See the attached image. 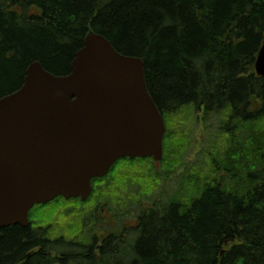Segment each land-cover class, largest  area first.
I'll use <instances>...</instances> for the list:
<instances>
[{"label":"trees","instance_id":"16d2710c","mask_svg":"<svg viewBox=\"0 0 264 264\" xmlns=\"http://www.w3.org/2000/svg\"><path fill=\"white\" fill-rule=\"evenodd\" d=\"M90 32L144 61L167 127L163 176L184 168L195 121H211L217 141L182 173L183 189L133 228L97 238L83 224L93 200L60 197L34 207L29 227L1 231L0 264H264V78L255 71L264 0H0V99L22 87L33 62L68 75ZM161 174L152 159L124 158L93 180L94 196L117 211L127 193L132 204L153 201ZM58 202L67 213L79 205V228L64 223L71 213L33 216Z\"/></svg>","mask_w":264,"mask_h":264},{"label":"water","instance_id":"95a60500","mask_svg":"<svg viewBox=\"0 0 264 264\" xmlns=\"http://www.w3.org/2000/svg\"><path fill=\"white\" fill-rule=\"evenodd\" d=\"M256 72L264 78V45ZM166 132L144 61L104 35L88 34L68 75L31 63L22 87L0 99V238L29 227L37 205L87 201L120 159L152 158L159 169Z\"/></svg>","mask_w":264,"mask_h":264},{"label":"rangeland","instance_id":"374dc122","mask_svg":"<svg viewBox=\"0 0 264 264\" xmlns=\"http://www.w3.org/2000/svg\"><path fill=\"white\" fill-rule=\"evenodd\" d=\"M187 120L188 119L186 116L179 118V121L187 122ZM192 125L193 126L189 128L192 129L191 137L193 139V143H192L193 146L189 154L185 158L184 168L177 169L175 173L171 174L170 176H163L161 174L162 171L158 170L162 178L160 185H156L152 189V192L149 193L151 194L150 198L153 201H150L148 199L141 201L139 204H134V203L132 204L130 203L129 198L131 197V194H135V193H127L129 196L128 195L125 196V200L122 198L123 200L120 201L123 207L121 205V207H119L121 210L119 209L120 211L119 210L117 211L115 209L117 206H114V204H112L111 201L109 203H107V201L102 202L99 197V194L95 197L94 195L96 192L93 189L92 195L90 197L91 198L90 200H93V205L84 207L86 211L89 210V212L85 214V218L83 220V224L87 225V229L88 230L94 229L92 230L93 233L97 236V238H101L102 236H106L107 234H110L111 231H119L123 227H125V229L133 228L136 225L137 217L141 214L143 210L155 207L156 206L155 202L156 203L159 202L160 204L162 203L161 201L168 202L169 199L172 198V195H174L176 190L179 189V191H181L183 187L182 185L179 186V183L181 182L180 180L182 173L185 172V169L189 165H192L200 158L201 156L200 154L203 150H209L210 147H212L213 143L209 142L211 138H213L214 141H217L214 133H212V132H216L217 129L212 126L211 121L208 123H204L203 121H198L196 123L195 121L194 124ZM140 171L141 170L133 172V175L141 176L142 173ZM128 187L129 190L134 192L136 191L135 186H132V184L126 186V189ZM109 195H110V199L117 200L118 198H121L122 193L120 191L116 192V196H117L116 199L114 198L115 196H113L114 193L109 192ZM62 204H63L62 202H58L53 206L48 205L43 208H40L37 212L33 214V216L35 217L41 216L47 220L48 219L47 217H49L50 214H52L56 218L63 220L66 217V215L71 213L70 219L65 220L64 223L66 224L71 223L73 220L75 223L74 226H76V228H79L78 226H80L79 225L80 223L77 221V218H79L80 216V213L78 211L79 205H74L73 203H70V205L67 206L65 205L64 207H67L68 210L70 211L69 213H67L66 211L63 210L64 208L60 209L61 208L60 206H62ZM30 221L33 224L31 218ZM52 227L53 226L49 225L46 228L51 229ZM54 234L55 235L59 234L63 236L62 235L63 233L61 232L60 229H58ZM73 240H77V238L74 237Z\"/></svg>","mask_w":264,"mask_h":264},{"label":"bare ground","instance_id":"6f19581e","mask_svg":"<svg viewBox=\"0 0 264 264\" xmlns=\"http://www.w3.org/2000/svg\"><path fill=\"white\" fill-rule=\"evenodd\" d=\"M263 45H264V43H263ZM263 45H262V47H261V49H260V52H261V50H262V48H263ZM260 52H259V54H258V57H259V55H260ZM257 57V58H258ZM256 62H257V60H256ZM255 71H256V65H255ZM256 74H257V72H256Z\"/></svg>","mask_w":264,"mask_h":264}]
</instances>
